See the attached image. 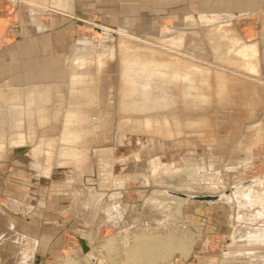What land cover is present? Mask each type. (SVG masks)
Segmentation results:
<instances>
[{
    "label": "rangeland",
    "instance_id": "obj_1",
    "mask_svg": "<svg viewBox=\"0 0 264 264\" xmlns=\"http://www.w3.org/2000/svg\"><path fill=\"white\" fill-rule=\"evenodd\" d=\"M40 8L26 0H0L6 22L0 41V107H11L38 88L62 96L71 75L76 83L95 85L100 111L113 106L114 81L108 77L116 75L115 47L127 49H119V55L128 59L132 47L123 40L116 44V35L216 67L145 38L179 32L206 42L227 29L238 41L235 50H255L260 75H239L264 84V0H141L114 14L95 3L85 16ZM162 58L168 61L151 62L182 64ZM209 79L210 87L217 85ZM125 85L137 88L134 80ZM260 92L247 109L219 110L211 116L212 128L169 139L126 132L82 145L59 141L56 125L36 131L31 144L7 146L0 151V264H68V258L78 264H110L102 250L92 248L112 239L121 264H264ZM143 103L139 101L141 107ZM173 106L171 110L199 109L186 100L179 106L174 99ZM106 125L96 129L104 133ZM67 148L71 156H60ZM47 157L50 167L41 175L36 164ZM222 194L218 201L199 200ZM130 246L138 253L124 251Z\"/></svg>",
    "mask_w": 264,
    "mask_h": 264
},
{
    "label": "bare ground",
    "instance_id": "obj_2",
    "mask_svg": "<svg viewBox=\"0 0 264 264\" xmlns=\"http://www.w3.org/2000/svg\"><path fill=\"white\" fill-rule=\"evenodd\" d=\"M219 33L222 32L216 34ZM160 39L162 40V43L167 45L166 47H168V49L183 50L189 54L202 58L207 57L208 53L210 55L208 47L203 44L201 39H197L196 37L185 36L184 34L177 32L175 34H169L167 38H163L162 36ZM222 39L223 38L216 36L215 33L209 37V40L213 43L209 48H211L213 52L216 51L214 53L216 59L229 62L230 64L241 67L248 72L251 71L254 73L257 71L255 65V50L253 48L247 47L243 49L242 46H238V50H235L238 41L233 40L231 42H225L224 44ZM163 40L167 42H164ZM234 50L237 53L233 52ZM248 51H250L251 55H247V57L244 53ZM104 52L106 51H101V53ZM138 58L139 57H136V55H131L129 59L121 57L120 90L118 91L120 98H122V96L124 97L134 94L136 95V98L134 97V107H137L135 106L136 102L139 104V101L141 100V102H145L142 104V107L144 108L152 110L159 107L165 111L159 113L158 115H160V117H157V119H150L146 115L143 116L140 121L134 119V121H131V124L134 127L142 126L148 128L151 124H163L168 128L167 125L172 124L170 122V114L177 121L171 117L172 120L180 122V115L178 118L176 117L178 115L177 111L179 110H171V108L174 107V99L178 101L179 106L182 102H185V100L188 101V103L192 101V107H198L199 109L205 106L208 102L209 99L207 96L209 95V92L206 91L208 89H204L202 86L206 85L210 87L209 76L212 81H214L215 77L210 70L198 67L194 64H191L193 67L189 66V63H185L179 59H172V61H180L182 64L155 63L151 62V59H145L144 61L139 62ZM137 66H139V68ZM133 69H135L136 73L139 71L141 73H147L149 77L143 83L142 80L137 82V78H135L133 74V78H131V76H125L126 71H133ZM133 80L136 82L137 88L125 85V81ZM77 81L78 79L71 75L62 96H58L59 94L54 95L53 93H46L43 89H36L37 91L29 93L26 98L22 100V103H19L18 105L13 103L10 104L11 107L7 106L8 104L1 106L0 151H3L7 146L31 144L33 138H35V130L38 129L42 132L45 128H51L56 125L60 126V128L58 127L60 133L57 132V135L61 142H78L83 145L87 142L90 143V141H98L99 139L101 141L102 136H104L106 132H104V134L103 132H100L101 136H92V134L96 127L104 126L105 123H107L106 126H108L109 129L112 127V110L110 109L111 107L108 108L110 104L107 105L108 107L105 110L100 111L97 107L95 85L83 81L76 83ZM149 84L152 86H149ZM219 85L220 83L217 81V86ZM168 86H171L172 88L169 89ZM220 89L221 91H219V93L217 92L215 96L216 101L219 100L217 95L221 96L222 99L228 96L222 88ZM162 101H166L167 103L163 105ZM209 102L211 104V101ZM231 102L232 100H230V103ZM169 104L170 109L168 108ZM181 108L187 109L186 106H181ZM121 119L125 122H130L131 120L130 115H122ZM38 138L41 139L42 136L38 135ZM97 138L99 139L97 140ZM66 150L69 151L70 149L67 148ZM66 150L64 149L63 151L66 152ZM59 155L62 156L61 153ZM49 165L48 157L44 159V161L42 160L41 163L36 164L41 175L47 174L46 171L49 170ZM177 204V212L179 213L182 203L178 202ZM142 240L145 241V238ZM88 241L91 243L92 238L90 240L88 237ZM135 241L138 242L140 240L136 238ZM117 247L118 245H114V240L112 239L102 245H95L92 250L95 252L102 250L110 264H121L117 257ZM131 248L132 246L126 248L124 251L138 253L139 249H136L135 247ZM121 251L122 249L120 252ZM188 254L189 250L185 251L182 254V257H186ZM67 260L69 261L68 264H78L74 258H68Z\"/></svg>",
    "mask_w": 264,
    "mask_h": 264
},
{
    "label": "water",
    "instance_id": "obj_3",
    "mask_svg": "<svg viewBox=\"0 0 264 264\" xmlns=\"http://www.w3.org/2000/svg\"><path fill=\"white\" fill-rule=\"evenodd\" d=\"M105 33H109L107 31H103ZM117 38V43L118 44V40H123L127 43H129L132 47H130L129 49H131L130 51H128V53L130 55H136V57H139L138 60L139 62L144 61L145 59H151L153 61L156 62H160L163 60L168 61L167 59H163L162 56L166 55L168 57H171L172 59H179L185 63H189V64H194L198 67H202L204 69H208L211 72H213V75L215 77L214 79V83L217 84V81L220 83L219 86H214L213 83L211 85V87L209 86H202V88L204 89H208L206 90L207 92H209L208 97V102L205 104V106H203L202 108L198 109V110H188V109H183L181 108V111H177L178 115L176 116L177 118L180 115V122H176L177 120L171 116H170V122L173 124H169L167 125L168 128L165 125H160V124H151L150 127L148 128H144L142 126H138V127H134L131 124V121L135 120H139L143 118V116H148L150 119H157V117H160V115H158L159 113L164 112L165 110L160 109L159 107L154 108L152 110H149L147 108L141 107L140 104H138L136 102V106L134 107L133 103H134V99L136 98V95H127V96H122V98H120V95L118 94V91L120 90V70H121V57L119 55V52L121 48H119L118 46L115 47L116 49V75L115 77L110 75L108 78H110L112 80V82L114 84H112L113 88H115V101L113 106L109 105L108 108H110L111 111V117L113 118L112 120V127L110 129H108V131L105 133L104 136H102V138H110L111 136H117V135H122L125 134L126 132H132V133H149L152 135H155L159 138L162 139H169L171 137H177L183 133H186L187 130L192 131V132H196L197 130H202L205 131L206 128L211 127V116L213 117L215 114H218V111H222V112H236V110H243L244 108L247 109L251 106L252 104V100H256L257 97H259L261 95L260 90L264 91V84L261 82H256L254 81L252 78L246 77V76H240L239 74H247V75H252V76H259L260 72H259V68H257L256 65V72H248L244 69H242L241 67H238L236 65L230 64L229 62H225L222 61L221 59H216L214 56V53L210 47L211 44H213L209 38L206 40V42L202 41L203 44H205L208 47V50L210 52V55L208 53V56L205 58L202 57H197L194 56L192 54H189L183 50H176V51H181L183 54L188 55L190 57H195L197 59H201L204 61H208L212 64H215V66H209L200 62H197L195 60H192L188 57H185L183 55L177 54V53H172L169 52L167 50H164L163 48H159L157 46L151 45V44H146V43H142V42H138L137 40H134L132 38L123 36V35H116ZM147 41L149 42H154L155 44L161 45L166 47L167 45L162 43L161 39L158 40H154V39H147L145 38ZM138 48H143L146 50H149V52L143 53L138 51ZM168 48V47H166ZM170 49V48H169ZM119 50V51H118ZM175 50V49H172ZM127 51V49H121V52H125ZM171 59V60H172ZM221 68H220V67ZM139 68V66H137ZM137 68V69H138ZM212 70H211V69ZM225 69H230V70H234L236 71L234 72H229L228 70ZM239 72V73H237ZM133 74V76L135 78H137V82L141 81L144 83L145 80L149 77L147 73H141L140 71L138 73H136L135 69H133V71H126V74ZM111 74V73H110ZM144 79V81H143ZM261 87V89H258L256 87H254L253 85H256ZM124 85V84H123ZM256 85V86H257ZM137 87V86H136ZM169 89H171V86H168ZM220 88H222V90H224L226 92V94L228 95L225 98H221V96L217 97L219 98V100H215V91L214 90H219ZM216 91V92H217ZM263 94V93H262ZM263 96V95H262ZM135 97V98H134ZM212 100H211V98ZM264 97V96H263ZM228 98V99H226ZM230 100H232V102L230 103ZM211 101V104L210 102ZM214 102V103H213ZM170 112V111H169ZM168 112V113H169ZM122 115H126L129 116L130 115V122H125L121 119ZM235 115L237 116V114L235 113ZM168 116V115H167ZM168 116V117H169ZM174 118L176 121L171 119ZM127 118V117H125ZM121 124V125H120ZM175 124V125H174ZM120 125V127H119ZM123 125V126H122ZM132 125V126H131ZM122 126V127H121ZM134 128V129H132ZM260 131V126L257 129V135L259 134ZM110 132H112V134H110ZM93 133H100L99 129H94ZM205 133V132H204ZM104 134V133H103ZM236 189H234L235 191ZM174 195H179L177 193H171ZM223 195H219V196H213V195H206V196H202L199 198V200H205V201H209V202H214V201H218L220 199L223 198ZM180 196H183L180 194ZM225 196V195H224ZM79 242L83 248L84 252H87V254L89 256H91V254L88 252V246L85 244L83 239H79Z\"/></svg>",
    "mask_w": 264,
    "mask_h": 264
},
{
    "label": "crops",
    "instance_id": "obj_4",
    "mask_svg": "<svg viewBox=\"0 0 264 264\" xmlns=\"http://www.w3.org/2000/svg\"><path fill=\"white\" fill-rule=\"evenodd\" d=\"M26 1L33 3L34 6L36 5L42 7L43 9L41 8L40 9L44 12L51 11L52 13L54 12L56 14H63L69 16H85V11H87L90 8V6H92V4L95 3L97 4L98 8H102V10H104L105 12L114 14L115 11L117 10L121 12L122 9L126 10L127 7L129 8L134 7L136 2L141 0H26ZM3 18L4 16L0 15V41L4 39L3 33L6 27V22ZM263 30L264 27L262 29V33H264ZM224 32H226V34H223ZM218 37L223 38L222 41L224 42L227 41L231 42L235 40L232 39V36L229 35L227 29H225L222 32V35H219ZM248 56H250V54H248ZM35 91L37 90L36 89L32 90V92ZM22 100L18 101V103L15 104L18 105L19 103H22ZM35 131L38 132L39 130L37 129Z\"/></svg>",
    "mask_w": 264,
    "mask_h": 264
},
{
    "label": "flooded vegetation",
    "instance_id": "obj_5",
    "mask_svg": "<svg viewBox=\"0 0 264 264\" xmlns=\"http://www.w3.org/2000/svg\"><path fill=\"white\" fill-rule=\"evenodd\" d=\"M56 134H57V132H56ZM40 141L41 142H45V140L43 141V139H40ZM46 143V142H45ZM61 143V142H60ZM65 144V143H64ZM46 145H47V143H46ZM68 145V144H67ZM73 145V144H72ZM62 154V156L64 155V154H67V155H69V156H71V154H72V151L71 150H69V151H63V150H61V151H59V154ZM74 156V155H73ZM103 176V175H102Z\"/></svg>",
    "mask_w": 264,
    "mask_h": 264
}]
</instances>
